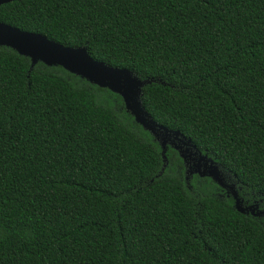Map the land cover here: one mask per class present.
Instances as JSON below:
<instances>
[{"label": "trees", "instance_id": "obj_1", "mask_svg": "<svg viewBox=\"0 0 264 264\" xmlns=\"http://www.w3.org/2000/svg\"><path fill=\"white\" fill-rule=\"evenodd\" d=\"M0 21L150 79L144 109L232 185L0 45V264H264V0H13Z\"/></svg>", "mask_w": 264, "mask_h": 264}, {"label": "water", "instance_id": "obj_2", "mask_svg": "<svg viewBox=\"0 0 264 264\" xmlns=\"http://www.w3.org/2000/svg\"><path fill=\"white\" fill-rule=\"evenodd\" d=\"M10 1L13 0H0V4ZM0 45L10 47L18 54L28 57L31 67L38 61L47 66H61L66 71L92 84L118 94L134 121L159 141L164 160L163 152L168 144L183 159L187 173L195 172L199 176H208L221 187H227L216 163L197 151L195 146L178 131L169 130L156 123L144 109L140 100L141 88L145 83L150 82V79H139L130 69L113 67L103 61L93 59L85 46H65L39 33L23 31L1 21ZM191 161L195 165L193 168L191 164H188ZM233 196L235 197V208L238 211L245 212L250 208H243L240 205L235 192Z\"/></svg>", "mask_w": 264, "mask_h": 264}, {"label": "flooded vegetation", "instance_id": "obj_3", "mask_svg": "<svg viewBox=\"0 0 264 264\" xmlns=\"http://www.w3.org/2000/svg\"><path fill=\"white\" fill-rule=\"evenodd\" d=\"M194 157H196V156H194ZM194 162L196 161V159L195 160H193ZM188 164H191L190 166L193 168V167H195V165H194V163L191 161V162H189ZM192 173H195V172H192ZM226 184H227V187L226 188H223V187H221V190H223V191H228L229 189H231V187H232V185L231 184H228V182H226ZM257 208V207H256ZM250 210H251V212L255 215V214H257V216L258 215H261L262 213H263V211L261 212V210H255L254 211V209H251V208H249Z\"/></svg>", "mask_w": 264, "mask_h": 264}, {"label": "rangeland", "instance_id": "obj_4", "mask_svg": "<svg viewBox=\"0 0 264 264\" xmlns=\"http://www.w3.org/2000/svg\"><path fill=\"white\" fill-rule=\"evenodd\" d=\"M220 193H222V192H220Z\"/></svg>", "mask_w": 264, "mask_h": 264}]
</instances>
